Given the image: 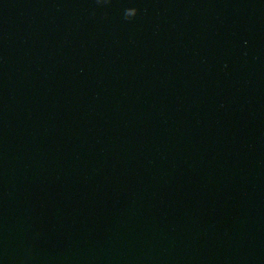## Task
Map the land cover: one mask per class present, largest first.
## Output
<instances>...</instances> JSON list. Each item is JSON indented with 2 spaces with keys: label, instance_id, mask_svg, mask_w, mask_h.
I'll list each match as a JSON object with an SVG mask.
<instances>
[{
  "label": "water",
  "instance_id": "1",
  "mask_svg": "<svg viewBox=\"0 0 264 264\" xmlns=\"http://www.w3.org/2000/svg\"><path fill=\"white\" fill-rule=\"evenodd\" d=\"M0 264H264V0H0Z\"/></svg>",
  "mask_w": 264,
  "mask_h": 264
}]
</instances>
